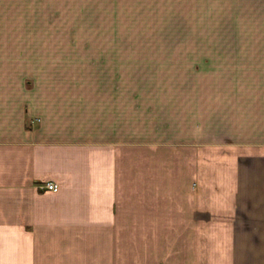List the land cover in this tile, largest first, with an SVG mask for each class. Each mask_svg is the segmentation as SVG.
<instances>
[{
  "label": "crops",
  "instance_id": "obj_1",
  "mask_svg": "<svg viewBox=\"0 0 264 264\" xmlns=\"http://www.w3.org/2000/svg\"><path fill=\"white\" fill-rule=\"evenodd\" d=\"M0 264H264V0H0Z\"/></svg>",
  "mask_w": 264,
  "mask_h": 264
},
{
  "label": "rangeland",
  "instance_id": "obj_2",
  "mask_svg": "<svg viewBox=\"0 0 264 264\" xmlns=\"http://www.w3.org/2000/svg\"><path fill=\"white\" fill-rule=\"evenodd\" d=\"M172 38L173 37H147L146 39L148 41L143 43H161L163 40H171ZM137 44L142 46V44L139 42H137ZM149 54L157 55L155 56L157 60L152 62V60H143L142 58L135 60L134 58V61L125 60L124 63L128 66L125 65L120 68L91 67L76 69H44V71L45 75H66L67 70H69V75L75 76H121L124 80L125 89L130 86V81H134V83L137 82L139 85L141 96L153 97L156 99L154 102L155 104L158 103L156 105L157 108L153 107L151 111L156 110L157 118H159V120L171 118L169 116L175 117L176 119L177 117L171 114L174 112L178 114V111H175L172 108L169 109V107L171 105L173 108H175L179 102V68L171 63L168 59L163 58V55L166 54L165 52H149ZM134 55H137V53H134ZM140 55L142 56L143 53H140ZM140 111H142V109H140ZM141 113H144V111ZM170 134L173 138H177L178 136V133Z\"/></svg>",
  "mask_w": 264,
  "mask_h": 264
},
{
  "label": "built area",
  "instance_id": "obj_3",
  "mask_svg": "<svg viewBox=\"0 0 264 264\" xmlns=\"http://www.w3.org/2000/svg\"><path fill=\"white\" fill-rule=\"evenodd\" d=\"M42 186H43V188H47L49 190H56L58 188L57 183H55L53 181H49Z\"/></svg>",
  "mask_w": 264,
  "mask_h": 264
}]
</instances>
